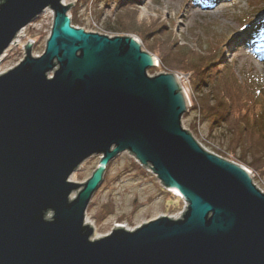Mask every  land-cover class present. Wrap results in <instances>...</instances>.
<instances>
[{
  "label": "water",
  "instance_id": "water-1",
  "mask_svg": "<svg viewBox=\"0 0 264 264\" xmlns=\"http://www.w3.org/2000/svg\"><path fill=\"white\" fill-rule=\"evenodd\" d=\"M64 2L0 0V59L54 14L43 55L29 43L0 75V264H264V193L183 128L190 103L178 76L150 77L156 58L134 37L76 29ZM124 153L186 210L93 239L87 209ZM95 156L93 176L72 183Z\"/></svg>",
  "mask_w": 264,
  "mask_h": 264
},
{
  "label": "rangeland",
  "instance_id": "rangeland-1",
  "mask_svg": "<svg viewBox=\"0 0 264 264\" xmlns=\"http://www.w3.org/2000/svg\"><path fill=\"white\" fill-rule=\"evenodd\" d=\"M211 1L131 0L123 5L122 10L118 0H66V5L73 4L69 15L81 23L72 25L76 29L111 38L134 37L139 40L143 51L158 60L157 68L148 72L150 77L160 74L178 76L190 103L188 116L182 121L183 128L210 153L246 168L254 177V185L264 193V170L251 171L235 160L243 157L253 162L256 157L252 149L247 150L242 144L234 149L232 130L224 123L219 124L200 106L207 97L210 107L215 104L211 101L212 82L231 78L236 87L241 86L250 92L256 112L261 106L264 109V57L259 54V42L255 39L260 28H264V0H217L213 5ZM53 19L54 14L48 9L21 31L22 37L17 36L0 59V75L21 63L29 43H33L34 57L43 55ZM130 20L147 30L160 29L161 34L152 39L146 35L148 31L141 34L133 26L131 30L128 28ZM162 37L179 47L189 48L202 58L213 60L206 65L205 73L210 76L202 86H194L192 73L163 69L160 55L147 48L156 47ZM177 53L180 52L177 50ZM219 151L224 155L218 154ZM100 160V156L88 159L70 181L85 184L93 176ZM185 210L186 204L180 195L167 192L150 169L141 167L134 157L124 153L109 164L104 181L87 209L86 223L95 225L97 239H100L108 236L116 226L134 231L162 217L177 219Z\"/></svg>",
  "mask_w": 264,
  "mask_h": 264
},
{
  "label": "trees",
  "instance_id": "trees-1",
  "mask_svg": "<svg viewBox=\"0 0 264 264\" xmlns=\"http://www.w3.org/2000/svg\"><path fill=\"white\" fill-rule=\"evenodd\" d=\"M131 0H118L119 6L122 8L125 3ZM130 4V3H128ZM128 28L132 26L136 32H147V36L154 38L159 36L161 33L160 29H144L146 27L138 26L129 21ZM72 25H81L78 19L72 18ZM260 28V27H259ZM255 37L258 41V51L261 56L264 57V28H260ZM148 37V38H149ZM162 37V41L157 42L156 47H147L149 51H154L160 55V60L163 69L169 72L175 73H192V82L196 88L202 86L205 83L208 76L206 72L207 63H213L212 59L202 58L199 54L193 53L187 49V47L181 46L177 43L173 44L170 39ZM155 39V38H154ZM158 40V39H156ZM180 52L179 54L177 53ZM177 55H176V53ZM174 56L178 57L175 59ZM213 75V74H211ZM210 80V79H208ZM207 80V81H208ZM212 82L211 85V101L215 104L210 107L209 100H205V103H201V108L209 116L216 118L219 124H226L234 133L235 141L233 148L236 149L238 144H242L247 150L252 149L251 152L255 158L253 162L247 161L245 158H235L238 164L246 166L251 171L264 170V109L262 106L256 112L254 109L253 97L249 91L243 87H236L231 78L227 81ZM188 116V115H185ZM232 151H234L232 149ZM218 154L224 155L223 152L219 151ZM222 155V156H223Z\"/></svg>",
  "mask_w": 264,
  "mask_h": 264
},
{
  "label": "bare ground",
  "instance_id": "bare-ground-1",
  "mask_svg": "<svg viewBox=\"0 0 264 264\" xmlns=\"http://www.w3.org/2000/svg\"><path fill=\"white\" fill-rule=\"evenodd\" d=\"M209 2V1H208ZM215 2H217V0H212L210 3H211V5H213ZM65 5H66V0H65ZM213 3V4H212ZM22 32L18 35V38H21L22 37ZM239 43H241V42H239ZM156 63L158 64V60L156 59ZM176 194H178V192H176ZM73 198L75 197V194L72 196ZM88 225H90L92 228H93V230H94V233H95V225H93V224H90V223H87ZM116 227H120V226H116ZM97 238H99V236L95 233L94 234V237H93V239H97Z\"/></svg>",
  "mask_w": 264,
  "mask_h": 264
}]
</instances>
